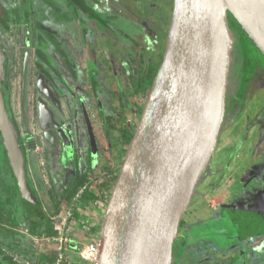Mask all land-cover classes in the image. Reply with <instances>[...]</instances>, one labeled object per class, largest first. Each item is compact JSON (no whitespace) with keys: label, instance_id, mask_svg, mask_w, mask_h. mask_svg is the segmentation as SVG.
Segmentation results:
<instances>
[{"label":"flooded vegetation","instance_id":"af4514ba","mask_svg":"<svg viewBox=\"0 0 264 264\" xmlns=\"http://www.w3.org/2000/svg\"><path fill=\"white\" fill-rule=\"evenodd\" d=\"M117 1L118 6L112 0H0V50L3 66L0 87L8 116L18 134V143L24 150L27 184L35 198V202H30L21 194L0 132V264H8L10 259L18 264H27L20 258L30 248L33 249V238L40 237L34 231L50 228V209L63 211L72 181L73 165H91L90 152L83 159L81 157L84 143H87L89 151L91 149L83 114V82L89 80L91 83V94L82 93L84 97L91 95L95 100L101 98L110 104L108 86L100 90L99 83L108 76L114 79L117 77L115 71L113 74L109 72L113 71V64H109L107 59L109 56L102 57L98 51L104 46L107 52L114 55V50L118 48L124 51L122 64L127 63V41L135 33L127 32L128 28L123 22L133 17L140 29L134 30L137 36L143 33L142 21L149 15H154L157 23L154 30L159 35L157 38L162 41V47H165L163 35L168 31L173 0L172 3L170 0H137L139 6L136 7L132 6L134 0ZM160 15L164 21L167 19L165 28L163 20L158 18ZM87 43L91 44L94 52L93 64L87 56ZM239 55L237 52L230 68L238 71L239 77L243 76L239 85L240 99L245 97L243 108L237 117L230 120L229 107L234 109V101L226 93V109L219 137L230 135V140L214 156L212 169L202 191L195 194L196 200L192 198L182 217L173 243L170 264H193L200 260L204 264H264V153L258 154L253 148V154H241L247 149L244 138L250 141L259 132L260 140L264 142V91L259 93L258 86L247 84L256 72L254 67H260V64L264 66V59L260 56L240 58ZM124 68L126 70V64ZM260 69L264 72V68ZM132 76L129 77L131 89ZM233 76L237 75L233 73ZM263 79L260 80L261 84L264 83ZM43 91L60 99V108L65 110L66 104H70L78 110L71 120L74 125L70 136L60 138V143L69 142L80 159L78 162H68L69 165L63 171L59 168L57 172L52 170L58 158L59 144L27 134L30 131L33 133L29 114L40 126L50 128L63 124V119L52 120L48 116L50 100ZM118 96H122V91ZM95 111L101 123L102 112L98 102ZM18 117L23 129L20 128ZM89 120L96 137L91 118ZM44 143H48L51 151L45 149ZM260 145L258 143L254 147L260 148ZM36 146L40 147V154L47 158L45 175L38 173V156L30 151ZM94 163L96 159H92V165L95 166ZM116 172L113 169V178ZM202 205L207 214H221L223 221L225 218L223 232L227 240L221 242V247L213 243L203 246V240L191 228L189 218H185L187 214L199 215ZM218 224L217 216L208 219L209 232H217ZM228 233H232L231 241H228ZM245 243L247 246L252 243V253L247 252ZM190 252L199 255L206 252L207 256L189 263L190 256L187 255ZM258 257H261L260 260Z\"/></svg>","mask_w":264,"mask_h":264},{"label":"water","instance_id":"95a60500","mask_svg":"<svg viewBox=\"0 0 264 264\" xmlns=\"http://www.w3.org/2000/svg\"><path fill=\"white\" fill-rule=\"evenodd\" d=\"M229 14L264 56V0H173L162 60L102 215L95 264L171 263L180 222L211 160L225 115L235 40ZM87 56L93 64L88 43ZM2 72L0 50V79ZM43 92L50 100L48 116L63 119V124L50 128L39 124L35 133L27 134L59 144L54 170L63 171L75 150L69 142L61 145L60 138L70 136L78 110L70 104L60 108V99ZM83 114L89 152L97 158L84 106ZM0 132L21 194L35 202L27 184L24 150L1 87ZM43 145L50 150L48 143ZM30 151L36 154L33 148Z\"/></svg>","mask_w":264,"mask_h":264},{"label":"rangeland","instance_id":"374dc122","mask_svg":"<svg viewBox=\"0 0 264 264\" xmlns=\"http://www.w3.org/2000/svg\"><path fill=\"white\" fill-rule=\"evenodd\" d=\"M112 3L116 6H118L117 0H112ZM132 6L133 7L139 6L137 0L132 1ZM143 13H144V10L142 13L140 12L141 15H143ZM128 16H130V15H128ZM135 17H137V16L135 15ZM158 18H159V20H163L162 15H160ZM128 20H129L128 22L126 20H125L126 22L125 21L123 22L124 25L127 26V28H128L127 32L133 31L131 33L136 34V32L134 30H136V29L140 30L136 26V24H138V22H136L133 17H131V19L129 18ZM166 21H167V19H165V21L163 20V25H164V23L166 24ZM142 22H143L142 23L143 33H139V34H137V36L135 34H132L128 38L127 48H126L128 55H127V63H125L126 64V70L124 68L125 64H122V59H121L124 57L123 56L124 51H122L120 49L118 50V48H116L114 50L115 54L113 55V54H110L109 52H107V50L104 48V46L102 47V50L98 51V53H100V55H102V57L107 58L109 56L107 58L108 62H109V64H113L112 65L113 71L109 70V72H112V74H113V72L115 71L114 74L115 73L117 74V77L115 79L112 76H108V78L105 81V87L108 86L107 88H109V92H110V93H107V95H110V97H111V99H110L111 100V102H110L111 109H113L114 112L110 115V117L107 116V114H106V116H103V114H102V121L100 123L99 122L100 119L97 117V114H96L97 112L95 111L96 105L98 102V98H97V100H95L91 97V95H89L91 98L87 97V99L83 101L84 108L86 109V111L88 113V117L91 118V120H92L93 128H94V131L96 132V137H97V138L95 137L96 143H97V149H96L97 158L95 156H93V157H91V159H94V157H95L96 159H99L100 161H102V164L100 166L95 165V167H93L94 165H92L93 168L92 167L87 168V170L84 173L85 174L88 173L90 175L96 176L99 179H106V175L112 174L113 169H115V171L119 170L120 165L122 163L121 160H123V155L125 153L124 148L126 149V147H127V145L124 144L123 140L121 143V136H122L121 130L124 129L127 126V124H130V123H132V125L136 126L137 121L139 119L137 111H140L142 109V106L146 100V96H147L148 92L135 93V94L132 93V89L130 88L129 77L132 74H134L136 69L141 67V65H143V63L145 61H148V59L149 60H151V59L157 60L159 58V54H161V52L163 51V48H164V47H162V41H160L157 38L158 33L154 30V27L157 25L154 15H149L146 18V20H143ZM134 26H136V28ZM164 28H165V25H164ZM249 44L250 43L247 42L245 47L241 46L238 43V41H236V39H235L234 43H233V48L231 51L232 60L234 61V59L237 57V52H239L240 54H243V55L244 54L246 55L248 52L249 53L253 52L254 50L252 49L251 44L250 45ZM242 47H243V49H242ZM246 50L248 52H246ZM104 52H107L108 54H104ZM251 54H253V53H251ZM254 54H255V51H254ZM242 58H246V57H242ZM255 67H254V70L256 69V72L253 74L252 77L249 78L247 84H250V85L253 84L255 86H258L257 89H258L259 93H261L264 91V83L261 84L260 80L263 79L264 72L260 68H264V66L260 64V67H257V68H255ZM239 68H240V66L238 67V69ZM236 69H237V67H236ZM233 73L237 76H233ZM102 74L103 73L101 72V75ZM238 74H239L238 71L236 72L232 68L229 69L227 93H228L230 100L234 101L233 102L234 109L232 110L229 107L228 116L230 115V117H229L230 120H232V118L234 116L237 117L239 115V113L241 112V109L243 108V103L245 101L244 100L245 97L242 98V100L240 99V97H241V92H240L241 86L239 87V85L241 83V80L243 79V76L239 77ZM103 83H104V80L101 84L102 88H103ZM83 84H84V88H83V91L81 92V97L84 96V95H82V93H85V95L91 94V91H90L91 90V83H90V81L84 80ZM121 91H122V96H121L122 98L118 96L121 93ZM256 96H257V94H256ZM258 97H260V96H258ZM31 116L29 114L30 129L32 130L33 133H35V131L37 129H39V124H38L37 120H34ZM18 121L20 123V128L23 129V125H22L19 117H18ZM228 122L229 121L227 119V123ZM103 123L107 124L106 129H103L104 128ZM254 136L256 139L252 138L250 141H246L245 138L243 139L244 140V146L246 145L247 149H245V152H242L241 154H244V155L247 153L253 154L254 150L258 154L264 153V142H262L260 140L261 137H260L259 132H256ZM219 138H220V141H219V143H217V145H216V147L212 153L211 160H210L208 166L206 167L205 171L203 172L199 182L197 183V185L195 187L194 194H193L192 198L194 196L196 197L195 194L202 191L203 186H204V182H205L206 178L209 176V173L212 169L214 156H216L220 152V148L226 142H228L230 140V135L229 136L220 135ZM110 142H112L113 148H115L114 147L115 145L117 146V148L114 149L115 153L113 155V162H111L112 160H110L106 156V153L109 156L110 150L113 149L110 145ZM258 143H261L262 145H260V148L258 146H257V148H255L256 145H258ZM253 148H254V150H253ZM34 150H35L36 155L38 156V161H37V163L35 162L38 165V169H37V170H39L38 173L45 175L46 171H47V161H46L47 158L40 154V152H41L40 147L36 146ZM105 156L107 157L106 159H105ZM78 159H80V157L78 158V155H76L73 152L72 157L70 158L69 162H71V161L78 162ZM82 159H83V156H82ZM40 161L43 162L44 164L41 165L42 163H39ZM103 161H105V162H103ZM108 161H110V166H108L109 165ZM112 164L115 166L113 167ZM106 167H109V169H111V170H109L111 172L110 174L107 172H104ZM52 170L54 171V168ZM101 181L102 182L99 185L100 188L105 187L109 183V182H106L103 180H101ZM110 181L111 182L109 183V186H108V188H110V190L108 189V191H105V194H104L105 195L104 198H107V200L109 199L110 191H111V188L113 185V181H115V178H111ZM100 188L98 187L99 190H102ZM97 193H98V191H95V194L88 196V198L89 199L93 198L94 196H96ZM98 195H99V193H98ZM195 197L193 198V201L196 200ZM106 204H107V202L105 203V205ZM78 206H79L80 210H78V209L75 210L74 214H75V212L78 213L80 211L83 213L82 214L83 216L81 214H79V217H77L79 222L75 223V228H74L76 233L75 234L70 233L68 235V237L77 242V243H74V245H76L77 247H80V245L82 243L87 244V243H90L91 241H93V239L98 240L99 227H100V223L102 220V215H103L104 210L102 212H100V211H98V209H96L97 207H94L95 209L91 208L90 213L88 215L87 214L84 215V213H85L84 212V207H85L84 202H81L80 204L78 203ZM49 213L52 216L53 214L60 213V211H59V209H56V208L53 209L52 208L49 210ZM192 214H194V215L190 216L189 214H187L185 216V218L186 219L189 218V221L191 222V228L194 229L195 232L198 234V236L203 240V243H204L203 246H206L209 243H211V244L213 243V244L221 247L220 246L221 242L225 239L227 240V238H224L225 234L223 232L224 231V224L223 223H225V218L223 221V218H221L222 217L221 214L220 215L216 214L217 219H218V223H220V224H218V228L216 227L218 231L211 233V232H209V229L207 228V220L211 219V218H215L216 216H213L214 213L210 212L207 214V212L205 211V206L202 205V209L199 210V215L195 214V213H192ZM75 216H76V214H75ZM228 234L230 236V234H232V233H228ZM74 238H76V239H74ZM231 240H232V237L230 236L228 241H231ZM215 245H214V247H215ZM249 245L247 246V243L244 244L245 248L247 249V252L248 251L251 252V250H254V248L252 247V243H249ZM232 246L233 245L231 244L230 247H232ZM254 247H256V245ZM51 253L53 254V252L49 251V248H47L46 246H40L38 244V242H36V245L33 246V249L30 248L27 252H25V255L23 257H21L20 259L23 260L24 262H26L27 264H39L40 263V257L42 255H46L47 257H50V256H52ZM190 254L187 255V256H190L188 258L189 263L195 261L198 258H202V257L207 256L206 252H203V253L201 252V255H199L200 253L196 254L193 252H190ZM66 256L68 259H71L72 261H76V258H78V257H75V251L74 250H69V252L67 253ZM260 258L261 257H258L259 260H260ZM204 261L206 262V260H204ZM42 264H51V263L49 260H45ZM193 264H204V262L202 260H200V261H197V263L194 262Z\"/></svg>","mask_w":264,"mask_h":264},{"label":"built area","instance_id":"2783aa9c","mask_svg":"<svg viewBox=\"0 0 264 264\" xmlns=\"http://www.w3.org/2000/svg\"><path fill=\"white\" fill-rule=\"evenodd\" d=\"M86 175L87 182L84 185L80 186L76 191L72 205L67 209H65L64 206L63 211H60V213L53 214L51 216L54 234L52 236L47 237L33 238L34 246L36 245V242H38L40 246H46L47 248H49V251L53 252L54 262L52 264H75L74 261L68 259L66 256L69 250H74L75 257H78L81 260L89 261L91 264H95L98 259V240L93 239V241H91L90 243H82L80 247H77L76 245H74V243L77 242L68 237L70 233H76L74 228L75 223L79 222L77 217H79V214H83L80 211L78 213L75 212L76 216L74 214L75 210H80L78 203L80 204L81 202H84V215H88L90 213V209H93L94 207H97L96 209L102 212L105 209V203L108 201L107 198H104V194L105 191H108V189L110 190L108 186L111 182L110 179L113 178L112 175L107 174L106 179H99L98 177L90 175L88 173H86ZM101 180L109 183L105 187L100 188L99 185L102 182ZM98 187L102 190H99ZM94 190L98 191L99 195L97 193L96 196L91 199H89L88 196H85L86 193H88L89 196L95 194Z\"/></svg>","mask_w":264,"mask_h":264},{"label":"trees","instance_id":"16d2710c","mask_svg":"<svg viewBox=\"0 0 264 264\" xmlns=\"http://www.w3.org/2000/svg\"><path fill=\"white\" fill-rule=\"evenodd\" d=\"M170 2L172 3V0H170ZM228 17H229L230 27L235 32L236 41H238V43L244 47L246 46L247 42H249L251 44L252 49L255 51V54H254V51L249 53L246 50V52H248V53L246 55L240 54L239 57L240 58H242V57L252 58L254 56L255 57L260 56L261 58L264 59V56L262 55V53L259 51V49L256 47V45L253 43V41L248 37V35L245 33V31L242 29V27L238 24V22L235 20V18L231 14H229ZM165 38H166V32L163 35V41L165 40ZM242 49H243V47H242ZM251 53H253V54H251ZM161 60H162V52H161V54H159V58L157 60H154V59L149 60L148 59V61H145L143 63V65H141V67L136 69V71L134 72V74L132 76V83H131L133 94L145 93V92L149 91ZM137 114H138V116H140L141 110L137 111ZM134 130H135V125H132V123L127 124V126L121 130L122 131L121 132V135H122L121 136V143L123 140L124 144L128 145L130 139L133 136ZM125 150L126 149L124 148V151ZM106 169L109 170V167H106ZM118 171L116 172V174L114 176L115 179L117 178ZM86 182H87V175L86 174L83 175L80 173H79V175L76 176V178H74V180L71 181L70 186L68 188L66 198H65L66 199L65 200V209H67L68 207H70L72 205L73 198H74L76 191L78 190V188L80 186L84 185ZM85 196H89L88 193H86ZM34 232L40 237L52 236L54 234V230H53L52 225L46 231H34ZM53 256H54V254H52V256H50V257H47L46 255H42L40 257V263L39 264H42L45 260H49L50 263L52 264L54 262ZM74 263L75 264H91L89 261L81 260L79 258H76V261H74ZM8 264H18V263L13 261L12 259H10V260H8Z\"/></svg>","mask_w":264,"mask_h":264},{"label":"crops","instance_id":"0c3cea01","mask_svg":"<svg viewBox=\"0 0 264 264\" xmlns=\"http://www.w3.org/2000/svg\"><path fill=\"white\" fill-rule=\"evenodd\" d=\"M106 81V80H105ZM105 81H104V83H103V87H105ZM102 82L103 81H100V83H99V85H100V87L102 86L101 84H102ZM102 88V87H101ZM101 88H99L100 90H101ZM104 88H102V90H103ZM103 92V91H102ZM100 97V96H99ZM87 99V97H85L84 99H83V101L84 100H86ZM98 104H99V107H100V110L102 111V114L104 115V116H106V114H107V116H109L110 117V115L113 113L112 111V109H111V105L110 104H108V103H106L105 101H102L101 100V98H98ZM103 129H106V127H107V124H105V123H103ZM110 145H111V147L113 148V146H112V142H110ZM83 148V150L81 151V155L83 156V157H85L88 153H89V149H88V146H87V143H84L83 144V146H82ZM115 148H113L112 150H110V154H109V156H108V154L106 153V156L110 159V160H112L111 162H113V155H114V153H115V151H114V149H116L117 148V146L115 145L114 146ZM113 153H112V152ZM81 156V157H82ZM105 156V159L107 158ZM90 159V158H89ZM88 159V160H89ZM94 159H96V158H94ZM94 161V160H93ZM88 162V161H87ZM96 162L97 163H94L95 165H101L102 164V161H100L99 159H96ZM103 162H105V161H103ZM109 163V165L108 166H110V161H108ZM39 163H42L41 165H43L44 163L43 162H39ZM89 163H91V165H92V159H91V161L89 162ZM68 165H69V163H67ZM84 164H86V165H73V176H72V178H71V180H74V178H76V176L77 175H79V173L80 174H85L84 172L87 170V168L88 167H92L90 164H88V163H84ZM75 166V167H74ZM112 166L114 167L115 165H113L112 164ZM84 167V168H83ZM93 167H95V166H93ZM92 167V168H93ZM112 167V168H113ZM109 170H111V169H109ZM109 170H107V169H105L104 170V172H107V173H111Z\"/></svg>","mask_w":264,"mask_h":264}]
</instances>
